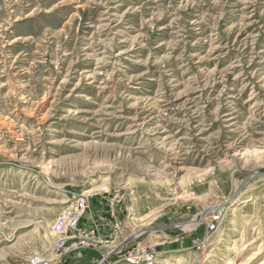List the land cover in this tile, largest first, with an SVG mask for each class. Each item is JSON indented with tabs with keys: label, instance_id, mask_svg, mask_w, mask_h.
Returning <instances> with one entry per match:
<instances>
[{
	"label": "rangeland",
	"instance_id": "rangeland-1",
	"mask_svg": "<svg viewBox=\"0 0 264 264\" xmlns=\"http://www.w3.org/2000/svg\"><path fill=\"white\" fill-rule=\"evenodd\" d=\"M81 191L106 243L54 259ZM127 235L151 264H264V0H0V264H127Z\"/></svg>",
	"mask_w": 264,
	"mask_h": 264
},
{
	"label": "built area",
	"instance_id": "built-area-1",
	"mask_svg": "<svg viewBox=\"0 0 264 264\" xmlns=\"http://www.w3.org/2000/svg\"><path fill=\"white\" fill-rule=\"evenodd\" d=\"M90 195L87 191L75 194L69 205L60 212L52 223L50 231L56 237L53 244L56 251L54 259L67 255L70 251L91 248L100 242L101 244L106 243L97 237L93 230L86 232L80 227V220L88 208ZM220 213L218 209L210 211L208 218L204 220V231L201 232V237L193 235L191 247L197 249L203 247L210 235L218 230L223 219V215ZM115 254L119 255L120 259L127 264H151L156 251L153 245L143 247L131 245L119 247ZM51 261L49 256L34 255L30 259V264H51Z\"/></svg>",
	"mask_w": 264,
	"mask_h": 264
},
{
	"label": "crops",
	"instance_id": "crops-1",
	"mask_svg": "<svg viewBox=\"0 0 264 264\" xmlns=\"http://www.w3.org/2000/svg\"><path fill=\"white\" fill-rule=\"evenodd\" d=\"M106 225L108 226H106L107 227V230L109 231V233H108V236H111V235H113V232H111V229L113 228V225H112V223L110 222V221H108V222H106ZM110 225H112L111 227H109ZM101 227L102 228H104L105 229V225H101ZM113 230H114V228H113ZM130 235H127V236H123L121 239H119V241H114V242H112V245H110V247H108L109 249H107V255H108V257L107 258H111V257H114V256H116V250L119 248V247H125V246H128L129 245V243H131V241L132 240H135L136 238L135 237H133V238H131L130 239ZM116 242V243H115ZM102 259H100V258H94L93 259V261L92 262H97L98 261V264L100 263V261H101Z\"/></svg>",
	"mask_w": 264,
	"mask_h": 264
},
{
	"label": "bare ground",
	"instance_id": "bare-ground-1",
	"mask_svg": "<svg viewBox=\"0 0 264 264\" xmlns=\"http://www.w3.org/2000/svg\"><path fill=\"white\" fill-rule=\"evenodd\" d=\"M219 203H217V204H214V205H212V206H208V208L207 209H210L211 211L212 210H216L217 209V205H218ZM203 210V209H202ZM209 210H206V212H208ZM209 213H210V211L205 215L207 218H208V215H209ZM203 217L204 219H206V217ZM196 225H198V223H197V221H191V222H188V223H184V224H181L180 225V227L183 229V230H185V231H188V230H191V229H193ZM150 238V237H149ZM151 239V238H150ZM149 242H151V241H149Z\"/></svg>",
	"mask_w": 264,
	"mask_h": 264
},
{
	"label": "water",
	"instance_id": "water-1",
	"mask_svg": "<svg viewBox=\"0 0 264 264\" xmlns=\"http://www.w3.org/2000/svg\"><path fill=\"white\" fill-rule=\"evenodd\" d=\"M249 179V177H247L246 179L243 180V182L241 183V186L244 185V183ZM100 264H103V261L100 263Z\"/></svg>",
	"mask_w": 264,
	"mask_h": 264
}]
</instances>
